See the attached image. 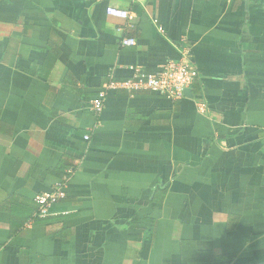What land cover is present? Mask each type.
Masks as SVG:
<instances>
[{
  "label": "crops",
  "instance_id": "1",
  "mask_svg": "<svg viewBox=\"0 0 264 264\" xmlns=\"http://www.w3.org/2000/svg\"><path fill=\"white\" fill-rule=\"evenodd\" d=\"M183 54L191 97L89 109ZM0 264H264V0H0Z\"/></svg>",
  "mask_w": 264,
  "mask_h": 264
},
{
  "label": "built area",
  "instance_id": "2",
  "mask_svg": "<svg viewBox=\"0 0 264 264\" xmlns=\"http://www.w3.org/2000/svg\"><path fill=\"white\" fill-rule=\"evenodd\" d=\"M107 12L110 15L129 19V12L126 10L108 7ZM157 24V20H154ZM160 32L163 28L157 25ZM135 44L133 37H122L120 45L131 46ZM199 76L197 67L191 61L189 55L183 54L177 60L170 59L163 63V65L152 72H141L136 70L132 76L125 79H115L111 76L102 88L89 101V109L95 114L99 115L104 107L108 91L111 89H123L129 94L136 91L150 90L155 91L168 99L178 100L185 97L184 90L190 88L197 81ZM197 108L201 113H205L207 107L205 102L199 98L195 101ZM84 139H88L89 135L85 134ZM75 165L70 166L64 170L61 181L58 185L49 191L38 193L34 196V201L37 204L36 215L38 217H45L48 215L49 208L57 201L65 197V186L69 179L75 172Z\"/></svg>",
  "mask_w": 264,
  "mask_h": 264
},
{
  "label": "water",
  "instance_id": "3",
  "mask_svg": "<svg viewBox=\"0 0 264 264\" xmlns=\"http://www.w3.org/2000/svg\"><path fill=\"white\" fill-rule=\"evenodd\" d=\"M184 93L186 96H190V97L192 96V90L190 88L185 89Z\"/></svg>",
  "mask_w": 264,
  "mask_h": 264
},
{
  "label": "trees",
  "instance_id": "4",
  "mask_svg": "<svg viewBox=\"0 0 264 264\" xmlns=\"http://www.w3.org/2000/svg\"><path fill=\"white\" fill-rule=\"evenodd\" d=\"M181 56H179V57H177L175 60H177V59H179ZM199 77V76H198ZM126 78H128V77H126ZM122 79H125V78H122ZM196 85V84H195ZM194 87V86H193ZM36 212H37V204H36ZM35 216H37L36 215V213H35ZM38 217V216H37Z\"/></svg>",
  "mask_w": 264,
  "mask_h": 264
}]
</instances>
